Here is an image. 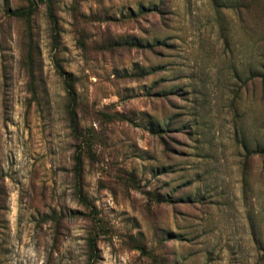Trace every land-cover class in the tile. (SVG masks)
Listing matches in <instances>:
<instances>
[{"label": "rangeland", "instance_id": "374dc122", "mask_svg": "<svg viewBox=\"0 0 264 264\" xmlns=\"http://www.w3.org/2000/svg\"><path fill=\"white\" fill-rule=\"evenodd\" d=\"M30 1L0 0V264H264V0Z\"/></svg>", "mask_w": 264, "mask_h": 264}, {"label": "trees", "instance_id": "16d2710c", "mask_svg": "<svg viewBox=\"0 0 264 264\" xmlns=\"http://www.w3.org/2000/svg\"><path fill=\"white\" fill-rule=\"evenodd\" d=\"M26 1L28 2L29 7L27 9H19L17 11H14L12 13V15L15 17H18V18H24L27 22H29L30 18L32 16V13L34 12V7H33V3L30 0H26ZM61 76L64 78L66 94H67L69 101H70L69 115H70L71 119L73 120L75 118V112H74V110H75V108H74L75 107V93H74V90L72 88L70 76L66 73H61ZM254 154H259L260 156H264V150L263 151H253L249 155H254ZM75 170L78 174L81 171V159L79 157H76ZM88 245H89L91 257L94 258L95 257V248H96L95 240L93 238H90L88 241Z\"/></svg>", "mask_w": 264, "mask_h": 264}]
</instances>
